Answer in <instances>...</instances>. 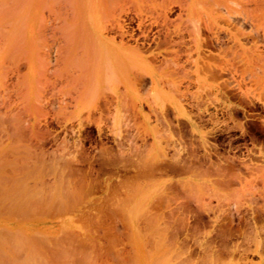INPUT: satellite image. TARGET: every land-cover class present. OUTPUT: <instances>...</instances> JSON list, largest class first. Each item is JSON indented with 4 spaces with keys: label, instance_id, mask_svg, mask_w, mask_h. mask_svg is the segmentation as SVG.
<instances>
[{
    "label": "rangeland",
    "instance_id": "1",
    "mask_svg": "<svg viewBox=\"0 0 264 264\" xmlns=\"http://www.w3.org/2000/svg\"><path fill=\"white\" fill-rule=\"evenodd\" d=\"M1 1L0 7L10 1L1 11L16 10L7 15L0 11V17L8 16L6 23L13 22L11 27L5 26L2 16L1 28L8 27L11 32L13 25L19 26L17 35L14 28L13 49H22L0 58V76H5L0 77V95L10 80L16 84L12 83L10 99L14 103L10 102L9 111L21 119L16 123L20 130L14 132L18 137L5 140V132L0 130V150H6L16 162L0 167V191L19 186L22 197L32 196L24 200L32 199L24 201L26 206H9L0 192V237L8 236L3 246L0 241V264H264V159L260 155V151L264 153V91L259 88L264 82V58L248 67L241 56L250 51L238 48L241 55L231 60L232 44L225 34L222 41L229 43H222L223 49L217 50L194 47L193 34L184 33L188 45L149 52L145 45L143 58L126 64V72L115 77L117 83L113 79L118 92L110 93L105 83L102 88L106 86V91H98L80 77L78 11L82 5L78 0ZM90 4L86 0L87 8ZM145 5L141 3V7ZM17 7L20 10L14 9ZM124 8L114 10L117 19L126 20V15L134 13L126 10V5ZM176 11L174 7L172 19ZM113 13L96 18L99 21L93 26L88 22L87 39L94 32L92 37L112 40L114 35L108 31ZM18 28L25 31L24 36L18 37ZM152 30L150 44L157 36ZM204 31L200 29L199 39L208 36ZM20 39L22 46L16 43ZM89 41L88 52L93 49V41ZM255 47L264 52L260 31ZM10 54L14 66L6 59ZM225 55V66L236 69V82L257 95L252 105L239 104L228 73L211 76L208 72L207 68L219 64ZM151 72L155 73L157 92H150ZM4 102L1 108L6 111L3 107L9 103ZM71 159L84 162L78 163V168L72 163V170L59 166ZM55 163L61 168L60 173L56 170L58 176ZM52 176L62 184L51 183L55 180ZM47 179L57 186L54 192L58 187L66 190L56 192L65 197L62 204L56 195L58 201L52 197L54 203L47 201L50 204H42V195L37 199V193L51 185ZM39 180L48 184L41 187ZM51 187L44 190L50 192ZM28 188L32 191L27 193ZM11 237L17 240L12 242Z\"/></svg>",
    "mask_w": 264,
    "mask_h": 264
},
{
    "label": "bare ground",
    "instance_id": "2",
    "mask_svg": "<svg viewBox=\"0 0 264 264\" xmlns=\"http://www.w3.org/2000/svg\"><path fill=\"white\" fill-rule=\"evenodd\" d=\"M12 1V0H11ZM16 1V0H15ZM14 1V2H15ZM18 1V0H17ZM21 1V0H19ZM24 1V0H23ZM55 1V0H54ZM80 2V4L82 5L81 7V10L78 11V32L81 34V43L79 45V51L77 53V58H78V64H79V67H80V77H82L81 80L85 81L86 83H89L93 86V89L95 90H98V91H101V90H105L106 91V86H108L107 90L110 91V93H116L119 91V89L117 88V86L113 85V82L116 77V75H119L121 73V71L123 70V67L126 66V64L128 63H132L133 61H139L140 59L143 58V54H144V51L143 48L145 45H147V51L146 52H149L151 49H168V48H172L176 45L179 46V44H183L184 46L185 45H188L189 43L188 42H185L184 39V33H192L194 36L193 37V40H192V44H194V47H198V46H204V47H217V50H221L223 49V45L226 46L225 44H228L229 42L232 44L231 47H229V51L231 52V56H232V59L231 60H234L236 59L237 57H239L238 53L239 52H236V49L238 48H241V50H249L250 52L245 55L243 53V55L241 57H243V60L244 61V65H247L248 67L252 64H258V62L264 58L262 57V55H264V52H258V49L255 47L256 44H258V34H259V31L260 33L262 34V48L264 50V0H88V2L90 1L91 4L88 8L85 6V3H86V0H78ZM10 1H8L7 3H9ZM13 2V1H12ZM27 2V1H26ZM124 2H126V4H124ZM139 2L141 3H144L145 6H142L141 7V3L140 5L138 4ZM0 3L2 4V1L0 0ZM7 3L6 6L7 7ZM23 3V2H21ZM20 3V4H21ZM25 3V2H24ZM53 3V2H52ZM4 4V3H3ZM15 4V3H14ZM12 4V5H14ZM17 5H18V2H17ZM16 5V6H17ZM126 5V10H133L134 13H131V15H126L128 16V18H126V20H121V19H117L114 15V10L115 9H120L122 11V7L123 9L124 6ZM4 6H1L0 7V11H1V8H3ZM9 6V5H8ZM23 6V5H22ZM43 6V5H42ZM13 7V6H12ZM20 7V5L18 6ZM17 8H14V9H18ZM44 7L46 8V6L44 5ZM177 8V11L174 13V17L173 19L170 17L171 14H173V9ZM5 8V7H4ZM9 8V7H8ZM22 9V8H21ZM100 9V10H99ZM5 10V9H4ZM20 10V9H18ZM17 10V11H18ZM43 10V9H42ZM14 11L16 10H13L12 11V8H10L9 12L8 11H5L7 13H5L4 11H1L2 13L4 12V15H7L8 13H13ZM60 11V10H59ZM0 12V13H1ZM21 12V11H20ZM113 13L112 15V23L110 25V29L108 31V33H111L114 35V38H112V40L106 38V37H103V36H95V37H92V34L94 32H91V38L89 37L88 39L93 41V43L91 41H89L86 37V34L88 33V22L90 23L89 26H93V23L95 21H99L98 19L100 18H106L108 17V15L110 13ZM1 13V14H2ZM15 13V12H14ZM13 13V14H14ZM19 13V11L17 12ZM13 14H10L11 16ZM27 15V13H26ZM25 15V16H26ZM55 15V14H54ZM88 15V17H87ZM3 16V15H2ZM1 16V17H2ZM10 16V17H11ZM23 16V15H22ZM22 16H19L22 18ZM24 16V17H25ZM0 17V18H1ZM4 17V16H3ZM8 16L2 18L3 20L6 18L7 19ZM124 17V16H123ZM43 18V17H42ZM96 18H98L96 20ZM125 18V17H124ZM90 19V20H89ZM21 20V19H20ZM18 20V21H20ZM24 18H22L21 21H23ZM8 21V20H7ZM17 21V23H19ZM3 22V21H2ZM1 23V21H0ZM4 24H6L5 26L8 25V27L10 25H12V21H8L7 23L3 22ZM11 23V24H10ZM16 23V22H15ZM42 23V22H41ZM132 23H135V29L131 26ZM3 24V25H4ZM1 25L0 24V58L4 56V54L6 55L7 53H11L12 55H14L12 53V50L14 51L15 49H13V46H15V40H14V28H16L17 25H13V29L11 30V32L8 30V27L7 29L3 26V28H1ZM22 26H24L23 22L20 24ZM26 25V24H25ZM40 26V25H39ZM235 26H238L237 28H233L232 27H235ZM247 27L248 28V32L245 33L244 31L247 30V28H245L244 30V27ZM11 27V26H10ZM19 27V26H17ZM20 28L22 30H24L21 26ZM156 30V37L154 38L153 36V40H152V43L150 44L149 41H151V39L148 37L150 34V32H152L153 29ZM204 29L205 31H207L208 33V36L204 39H199L198 37V34H199V31L200 29ZM19 29V28H18ZM17 30V28H16ZM15 30V31H16ZM20 30V29H19ZM28 30V29H27ZM244 30V31H243ZM90 31V30H89ZM136 31H138V33L136 34ZM204 31V32H205ZM25 31H19V35L18 37H21V36H24ZM162 32V33H161ZM160 33L162 36H160ZM203 34V32H201ZM18 34V30H17V33L16 35ZM152 34V33H151ZM222 34H225L224 35V38L226 37L227 43H223V39H222ZM155 35V34H154ZM204 35V34H203ZM117 36V37H116ZM204 36V37H205ZM151 37V36H150ZM189 37V36H188ZM191 37V36H190ZM16 38V37H15ZM116 38H119L118 41H116ZM192 38V37H191ZM18 39V38H17ZM22 39V38H21ZM20 41H17V45H19L21 43V40ZM149 39V40H148ZM155 39V40H154ZM25 40V38H24ZM23 40V41H24ZM28 41V40H27ZM88 41L90 43H92V50H89L88 52V49H91L89 47L90 44L88 43ZM131 41V43H130ZM19 42V43H18ZM25 42V41H24ZM225 42V41H224ZM223 43V45H222ZM89 44V45H88ZM247 44H252L253 46L251 47H245ZM24 44H20V46H22ZM88 45V46H87ZM94 46V47H93ZM88 47V49H87ZM258 47V46H257ZM19 48V47H18ZM146 48V46H145ZM253 48H256V50H253ZM22 49V48H21ZM21 49H18V50H21ZM17 50V49H16ZM16 50L14 51V53H16ZM17 50V51H18ZM24 50V49H23ZM246 51V52H247ZM11 54L8 56L10 57V59L7 57L6 59L9 60V62L12 63L13 65V62H14V57L11 58ZM240 54V53H239ZM3 55V56H2ZM220 55V54H219ZM241 55V54H240ZM17 57V56H16ZM179 57V56H178ZM227 55H225L223 58H222V61L224 60V58L226 59ZM5 58V57H3ZM22 58V57H21ZM177 58V57H176ZM187 58V57H186ZM219 58V57H218ZM6 59H2L4 61H6ZM23 59V58H22ZM148 59V58H147ZM179 59V58H178ZM181 59V58H180ZM179 59V60H180ZM220 59V58H219ZM7 60V61H8ZM176 60V59H175ZM16 61V59H15ZM26 61V60H25ZM142 61V60H141ZM140 61V62H141ZM145 61V60H144ZM149 61V59H148ZM178 61V60H177ZM222 61H219V64H215V65H212V66H209L208 64V72H210V75L211 76H217V75H222L223 73H228L229 76L233 79L234 81V85L232 86V90H234L235 92L238 93L240 99H239V104H248V105H252L253 104V99L254 96H257V95H252V93L254 92L250 87L247 88L246 86L242 87L241 83L240 82H236V79L235 78V74H236V69L234 70L232 66H230L228 69V67H226L224 61L222 63ZM241 61V60H240ZM2 62V61H1ZM0 62V63H1ZM8 62V63H9ZM133 62V63H134ZM147 62V61H146ZM6 63V64H8ZM11 63L10 65L8 64V66H11ZM15 63V62H14ZM243 63V62H242ZM148 64V62H147ZM212 64V63H211ZM130 65V64H129ZM133 65V64H132ZM137 65V64H136ZM232 65V64H231ZM14 66V65H13ZM149 66V65H148ZM246 66V67H247ZM260 66V65H259ZM135 67V66H134ZM138 67V65L136 66ZM252 67V66H251ZM262 67V65H261ZM14 68V67H13ZM148 68V67H147ZM151 68V67H150ZM149 68V69H150ZM186 68V67H185ZM126 69V68H125ZM128 69H129V66H128ZM127 69V71H128ZM138 69V68H136ZM140 69V68H139ZM153 70V68H152ZM206 70V69H205ZM245 70V69H244ZM260 70V69H259ZM7 71H10L11 70H7ZM141 71V70H140ZM144 71V70H143ZM179 71V69H178ZM124 72V70L122 71ZM126 72V70H125ZM124 72V73H125ZM137 72V71H135ZM153 72V71H152ZM150 73L148 76H150L151 78V82H152V86L150 88V92H157V88H156V85H154L155 83V73ZM196 72V71H195ZM198 72V71H197ZM200 72V71H199ZM198 72V73H199ZM245 72V71H243ZM3 73V72H2ZM140 73V72H139ZM145 73V72H144ZM207 73V72H206ZM242 73V72H241ZM154 74V75H153ZM185 74V73H184ZM244 74V73H243ZM1 75V74H0ZM122 75V74H121ZM120 75V77H121ZM178 75V74H176ZM199 75V74H198ZM4 76V75H3ZM8 77V75H6ZM11 76V75H10ZM144 76V75H143ZM175 76V75H174ZM196 76H197V73H196ZM204 76V75H203ZM2 77V76H0ZM5 77V76H4ZM2 77V78H4ZM137 78H139V76H136ZM135 77V78H136ZM210 77V76H209ZM229 77V78H230ZM240 76H238L239 78ZM132 78V77H131ZM136 78V79H137ZM199 78V76L197 77ZM242 78V77H241ZM260 78V77H259ZM12 79V78H11ZM264 79V78H263ZM3 80V79H2ZM7 80V79H6ZM80 80V81H81ZM117 83V79H115ZM255 81V80H254ZM260 82V81H259ZM263 82V81H262ZM260 83V89L264 91V82L263 83ZM12 81L10 80V82L7 83V85L5 86V89H3L4 91L2 92V94L0 95V126H1V132L4 133V135L6 136V138L4 137V139L6 140H11L14 136L17 135L16 133L20 130H18L17 128L19 127L18 125H16V123L20 122L21 119L19 118H15V113H12V111H9V106L11 105V103H14L11 101V95H12V91L14 90L13 86H12ZM106 84L105 88H102L103 84ZM108 83V85H107ZM130 85V84H129ZM22 86V85H21ZM120 86V85H119ZM133 86V85H132ZM137 86V85H136ZM3 87V86H2ZM130 87V86H129ZM225 87V86H224ZM228 86H226L227 88ZM4 88V87H3ZM131 88V87H130ZM220 88V87H219ZM25 89V88H24ZM126 89V88H125ZM178 89V88H177ZM222 89V88H221ZM1 90V89H0ZM16 90V89H15ZM222 91V90H220ZM229 91V90H228ZM1 92V91H0ZM14 92V91H13ZM27 92V91H26ZM224 94H226V91L225 89L223 90ZM232 93V92H230ZM259 93V91L257 92ZM14 94V93H13ZM256 94V93H255ZM259 96L256 97L258 99H260V94H258ZM11 96V97H10ZM11 98V99H10ZM7 101L6 104H8L7 106L3 107L6 111H3V109L1 108V106H3V103L5 104L4 101ZM257 100V99H256ZM11 102V103H10ZM198 103V102H197ZM262 105V104H261ZM264 106V104H263ZM23 111V110H22ZM15 114V115H14ZM18 115V114H17ZM16 115V117H17ZM19 117V115H18ZM6 121H5V119ZM7 122L8 123H5L6 125L8 126H4L5 124L3 123V121ZM17 119L18 122H17ZM23 120V119H22ZM2 121V122H1ZM3 123V124H2ZM4 127H3V126ZM18 126V127H17ZM8 127V128H6ZM23 127V126H22ZM22 131V130H21ZM24 131V130H23ZM46 130L43 131V133L45 132ZM0 132V133H1ZM16 132V133H14ZM51 133V132H50ZM42 135V134H41ZM40 135V136H41ZM48 135V134H47ZM45 135V136H47ZM19 136H20V133H19ZM49 136V135H48ZM55 136V135H54ZM1 137V136H0ZM18 137V136H16ZM13 138V139H14ZM2 139V138H1ZM42 139H43V136H42ZM46 139V138H45ZM52 140V139H51ZM18 141V139H17ZM48 141V140H47ZM67 142V141H66ZM1 143V142H0ZM14 143V142H13ZM3 144V143H2ZM12 144V143H11ZM10 144V146H12ZM76 144V142H75ZM9 145V143L7 144ZM15 145V143H14ZM57 145H59L57 143ZM56 145V146H57ZM64 145H65V142H64ZM18 146V144L16 145ZM65 147V146H64ZM70 147V146H69ZM54 148V147H53ZM13 151V150H12ZM54 151V150H53ZM60 151V149H59ZM16 151H14V154L16 155ZM62 152V151H61ZM19 153V152H18ZM79 153V152H78ZM12 154V155H14ZM38 154V153H37ZM42 154V153H40ZM51 154V153H49ZM15 155H14V158H15ZM19 155V154H18ZM23 155V154H22ZM29 155V154H28ZM44 155V154H43ZM53 155V154H52ZM52 155H51V158H52ZM57 155V154H56ZM55 155V156H56ZM260 155L262 156V159H264V153L260 151ZM9 156V158H8ZM11 155L7 154L6 153V150H0V167L3 168V167H6L12 163H14L15 161L13 159V157L11 158L10 157ZM31 156V155H30ZM41 156V155H40ZM46 156V155H45ZM59 156V155H58ZM63 156V155H62ZM75 156V155H74ZM20 157V155H19ZM24 157V156H23ZM26 157V155H25ZM24 157V159H25ZM50 157V155H49ZM57 157V156H56ZM83 157V156H82ZM94 157V156H93ZM48 158V157H47ZM50 158V159H51ZM54 158V157H53ZM12 161H10V160ZM16 159V158H15ZM38 159V158H37ZM56 159V158H55ZM73 159V158H72ZM71 159V160H72ZM84 159V158H83ZM82 159V160H83ZM19 160V158L17 159ZM20 160H21V157H20ZM23 160V159H22ZM35 160V159H34ZM57 162H58V159H56ZM68 160V159H67ZM50 161V160H49ZM66 161V160H65ZM81 161V160H80ZM79 160H72L70 163L67 161L66 164H63L65 162L62 163V165L60 164L59 162V166H63L68 168V169H71L73 168L72 166V163L74 164V166H79V164L83 163L84 161H81L80 162ZM96 161V160H95ZM11 162V163H10ZM23 162V161H22ZM47 162V161H46ZM45 162V163H46ZM53 163V160L50 161V163ZM61 162H62V159H61ZM89 162V161H88ZM102 162V161H101ZM49 163V164H50ZM108 163V162H107ZM132 163V162H131ZM56 165V169H55V173H56V170L58 169H61L60 167L57 168V163H55ZM70 164V166H69ZM101 164V163H100ZM5 165V166H4ZM15 165H16V162H15ZM31 165V164H30ZM37 165V164H36ZM41 165V164H40ZM51 165V164H50ZM54 165V163H53ZM14 166V165H13ZM23 165H21L20 168H23L25 169L24 167H22ZM48 165H44L43 166V169L44 167ZM81 166V165H80ZM90 166V165H89ZM249 166V165H248ZM15 167V166H14ZM17 167V166H16ZM26 167V165H25ZM31 167V166H30ZM53 168V166H51ZM139 167V166H138ZM13 168V167H12ZM19 168V169H20ZM28 168V167H27ZM41 168V167H39ZM52 168H50L49 166V169L52 170ZM78 168V167H77ZM92 168V167H91ZM104 168V167H103ZM18 170V168H16ZM42 169V170H43ZM67 169V170H68ZM163 169V168H162ZM3 169H0V171H2ZM14 170V169H13ZM17 173H19V171H17ZM38 170V168H37ZM41 170V169H40ZM40 170H38L40 172ZM45 170V169H44ZM64 170V169H63ZM72 170V169H71ZM79 170V169H78ZM77 170V171H78ZM137 170V169H136ZM11 170H8V172H10ZM34 171V170H33ZM54 170L50 171L51 173H53L55 175V173L53 172ZM76 171V172H77ZM7 172V170H6ZM26 172V171H24ZM37 172V171H36ZM42 172V171H41ZM57 172L60 173V171L58 170ZM62 172V171H61ZM70 172V171H69ZM164 172V171H163ZM23 173V172H22ZM49 173V172H48ZM47 173V174H48ZM49 173V174H51ZM79 173V171H78ZM161 173V172H160ZM159 173V175H160ZM6 174V173H4ZM10 174H12V172H10ZM21 174V173H20ZM58 173H56L57 175ZM62 174V173H61ZM66 174V172H65ZM74 174V173H73ZM77 174V173H76ZM74 174V176L76 175ZM2 175V174H1ZM8 175V174H7ZM12 175H15L16 174L13 172ZM11 175V177H12ZM19 175V174H17ZM35 175V174H34ZM52 175V174H51ZM55 175V176H56ZM72 175V173H71ZM20 176V175H19ZM40 176V174L38 175ZM37 176V177H38ZM58 176V175H57ZM56 176V177H57ZM41 177V176H40ZM44 177V175H43ZM53 177V176H52ZM56 177H53L55 178V180L57 179ZM70 177V176H69ZM8 178V177H7ZM5 178V181H10L8 179L10 178ZM14 178V177H12ZM19 178V177H18ZM17 177H15L14 179H18ZM27 178V177H26ZM39 178V177H38ZM51 178V177H50ZM68 178V177H67ZM20 179V178H19ZM18 179V181H19ZM41 179V178H40ZM52 179V178H51ZM35 180V179H34ZM41 180H44V179H41ZM39 180V181H41ZM50 180V179H49ZM54 179L52 180L51 183H61V181L58 182V180H60L59 178L56 180V182ZM62 180V179H61ZM67 180V179H66ZM71 180V179H70ZM74 180V179H73ZM79 180V179H78ZM4 181V180H3ZM30 181V180H29ZM48 181V179H47ZM2 182V181H1ZM12 182V181H10ZM10 182H9V185H10ZM27 182V181H26ZM38 182V181H36ZM42 182V181H41ZM76 182V181H75ZM4 183V182H3ZM14 183V181H13ZM33 183V182H32ZM40 183V182H39ZM38 183V184H39ZM43 181L42 182V185L41 187H44L45 184H48L46 182ZM49 183V184H51ZM1 184V183H0ZM16 184V182H15ZM13 184V185H15ZM20 184V183H19ZM22 185L24 184V182L21 183ZM20 184V185H21ZM55 184H51V185H47L49 188L51 187V189L49 190L50 192H48L46 189L44 190V188H47L44 187L42 192H39V193H42V194H38L37 193V199H39V196L38 195H42L40 197V201L42 202V204H46L48 200H53L54 197H58L59 194L61 195V193H63L62 191H66V190H61L59 189V191L61 193H57L56 195V192L57 190L54 192V188H56L57 186ZM5 185V184H4ZM17 185V184H16ZM25 185V184H24ZM23 185V186H24ZM33 185H35V182L33 183ZM40 185V184H39ZM58 185V184H57ZM65 185V184H64ZM7 186V184H6ZM26 186V185H25ZM56 186V187H54ZM62 186V185H61ZM66 186V185H65ZM71 186V185H70ZM4 187V186H3ZM9 187H12V186H9ZM19 187V186H18ZM18 187L14 186L12 188H7V189H11L13 191H9L7 189H5V191L1 192L2 194V200L3 202L5 201L6 202V205H9V206H21L23 205V203L25 204L24 201H27L26 203H28L29 200H31L29 198V200H24V198H27V196H31V195H28V191H32V189L29 188L27 189V193L26 194V197H22L20 191L21 189H19ZM27 187V186H26ZM36 187H38L36 185ZM72 187V186H71ZM2 188V187H1ZM6 188V187H5ZM14 188V189H13ZM48 188V189H49ZM53 188V189H52ZM4 189V188H3ZM64 189H66L64 187ZM2 190V189H0ZM73 190V189H72ZM53 191V192H52ZM36 190H35V195H36ZM23 193V191H22ZM25 193V192H24ZM32 193V192H31ZM67 192H65L66 194ZM64 194V195H65ZM69 195V192L67 193ZM24 195V194H23ZM56 195V196H55ZM66 195V196H68ZM34 196V195H33ZM32 197V196H31ZM35 197V196H34ZM53 197V198H52ZM56 197V198H57ZM64 197V196H62ZM59 198V199H58ZM57 199L59 200V202H61L62 204V201L63 199L65 198H60L58 197ZM57 199L54 198L53 201H56ZM1 198H0V202L2 201ZM57 200V201H58ZM46 201V203H45ZM52 202V201H51ZM50 202V203H51ZM8 203V204H7ZM37 204H41L40 202H36ZM50 203H47V204H50ZM54 203V202H52ZM58 204V202H57ZM66 204V203H65ZM5 205V203H4ZM27 204L23 205V206H26ZM39 205H35V206H39ZM56 205V204H55ZM60 205V203H59ZM29 206H31L29 204ZM42 206V205H41ZM28 207V206H27ZM13 208V207H11ZM16 208V207H15ZM18 208V207H17ZM16 208V209H17ZM27 209V208H26ZM15 210V209H14ZM19 210V209H18ZM22 211V209H20V212ZM27 212V211H26ZM19 213V212H18ZM26 214V213H24ZM14 215V214H13ZM16 218V217H15ZM18 218V217H17ZM28 217H26L27 219ZM21 219H24L25 220V217H22ZM20 219V220H21ZM19 220V221H20ZM2 230V229H1ZM0 230V231H1ZM5 231V230H4ZM2 232V231H1ZM19 232H17L18 234ZM3 234V233H2ZM15 234V236L17 235ZM20 234V233H19ZM6 235V234H5ZM7 239H8V236H5ZM11 235V234H10ZM12 236V235H11ZM13 236V237H15ZM4 237H0V241H4ZM3 238V240H1ZM10 238V237H9ZM12 238V237H11ZM17 238V237H16ZM6 239V241H7ZM13 239L15 238H12L10 240H12L13 242ZM21 239V237H20ZM20 239L18 238V240L20 241ZM26 239V238H25ZM28 239V238H27ZM26 239V241H27ZM9 240V241H10ZM17 240V239H15ZM23 241V239H22ZM0 242V244H1ZM12 242H8V245L9 247L14 248V246H12ZM3 243V242H2ZM24 244V243H23ZM2 246L4 245L1 244ZM14 245V244H13ZM15 245L17 246V244L15 243ZM25 245L28 246L27 243H25ZM20 246V245H19ZM8 247V246H7ZM26 247V246H25ZM32 247V246H30ZM20 248V247H19ZM36 248V246H35ZM9 249V248H8ZM8 249H5L8 251ZM26 249V248H24ZM3 250V248H2ZM23 250V249H22ZM11 251V250H10ZM15 249H14V253H15ZM28 251V250H27ZM5 252V251H3ZM25 252V251H24ZM11 253V252H10ZM8 254V253H7ZM19 254V253H17ZM25 254V253H23ZM10 255V254H9ZM14 254L10 255V256H13ZM27 255V254H26ZM29 255V253H28ZM32 255V253H31ZM35 256V255H34ZM7 257V256H6ZM29 257V256H28ZM39 257V256H38ZM12 258V257H10ZM16 258V257H15ZM22 258V257H21ZM25 258V257H24ZM27 258V256H26ZM17 259V258H16ZM18 259H20L18 257ZM36 259V257H35ZM8 260V258H7ZM31 261L33 260L30 259ZM18 262V260H17ZM21 262V261H20ZM27 262V260L25 261ZM32 262H35V260H33ZM24 263V261H23ZM7 264H8V261H7ZM11 264V262L9 263ZM30 264V262H29ZM34 264V263H33ZM36 264V262H35Z\"/></svg>",
    "mask_w": 264,
    "mask_h": 264
}]
</instances>
